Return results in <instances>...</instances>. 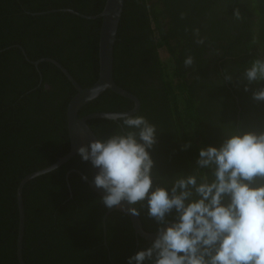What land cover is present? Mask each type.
<instances>
[{
  "label": "trees",
  "instance_id": "trees-1",
  "mask_svg": "<svg viewBox=\"0 0 264 264\" xmlns=\"http://www.w3.org/2000/svg\"><path fill=\"white\" fill-rule=\"evenodd\" d=\"M104 4L0 0V264H19L20 180L69 150L66 108L77 90L51 61L33 62L54 59L81 87L91 86L98 77L101 19L81 15H96ZM160 49L167 50L165 60ZM187 57L193 60L189 66ZM256 60H264V0H124L113 79L138 98L132 116L155 125L156 142L148 149L153 190L165 187L171 195L172 183L182 175L211 182L213 168L197 165L202 148H219L236 133H264V100L253 97L264 80L249 84L244 76ZM133 106L131 99L105 89L78 115ZM88 124L97 139L138 132L118 119L93 117ZM90 172L91 162L75 154L24 184L26 264H128L151 246L154 240L135 235L128 215L119 210L105 215L109 208L87 182ZM198 198L194 194L185 203ZM135 207L146 232L161 226L148 216L146 200ZM176 218L173 209L166 221Z\"/></svg>",
  "mask_w": 264,
  "mask_h": 264
},
{
  "label": "clouds",
  "instance_id": "clouds-1",
  "mask_svg": "<svg viewBox=\"0 0 264 264\" xmlns=\"http://www.w3.org/2000/svg\"><path fill=\"white\" fill-rule=\"evenodd\" d=\"M184 63L191 65L192 57ZM244 76L249 84L264 80V60L254 61ZM253 97L264 100V88ZM104 118L138 129L92 140L77 150L99 169L94 185L105 191L104 205L111 209L126 203L131 206L127 211L139 216L135 205L146 200L148 216L161 225L173 209L177 213L176 221L159 228L151 246L129 257L128 264L146 259L152 264H264V183L254 184L256 178L264 179V133H236L219 148H202L197 165L213 168L214 179L203 177L198 183L196 175H182L172 183L170 195L165 187L153 190L148 149L156 142L155 125L142 115L105 113ZM194 194L199 198L186 204Z\"/></svg>",
  "mask_w": 264,
  "mask_h": 264
},
{
  "label": "water",
  "instance_id": "water-1",
  "mask_svg": "<svg viewBox=\"0 0 264 264\" xmlns=\"http://www.w3.org/2000/svg\"><path fill=\"white\" fill-rule=\"evenodd\" d=\"M124 5V0H105L104 7L101 12L96 15H81L86 18H100L101 26L99 32V71L98 77L96 81L88 87H81L77 81L71 76V74L67 71L65 67H63L60 63L51 58H41L39 60L34 61V64H38L40 61L48 60L54 63L68 78V80L74 85L77 90V93L71 98L68 102L66 108L67 115V128H68V137H69V150L63 156L58 158L55 162L50 164L47 167L40 168L35 170L27 175H25L19 182L16 190L17 195V205L19 211V226H18V235H17V244H16V255L19 264H26L23 256H22V238L24 232V205L22 199V190L24 184L35 178L37 176L46 174L64 163H66L70 158H72L75 154H78L77 150L82 145H88L90 141L97 139L94 132L90 128L88 124V120L93 117H101L104 118V112L100 113H91L84 116H79L78 112L80 108L98 97L105 89H110L113 92L130 98L134 101V106L132 109L124 112H117L112 114H127L131 115L139 109L140 102L138 98L127 90L123 89L119 85H117L113 79V45L116 39V33L119 25V21L121 18V13ZM111 113V112H110ZM75 171L72 169L67 172V176L70 172ZM99 169L95 168L91 164V172L90 179H88V183L90 188L95 191L98 195L103 197L105 195V191L101 188H97L94 185V178L98 173ZM131 207L126 203L122 207H113L107 210V213L112 210H119L126 215L129 216L130 222L132 224V228L136 236H140L146 240H154L158 235V229L161 227H167L169 224L175 222L167 221L165 224L161 225L154 232H146L142 225L139 216L132 215L127 209ZM105 242V241H104Z\"/></svg>",
  "mask_w": 264,
  "mask_h": 264
},
{
  "label": "rangeland",
  "instance_id": "rangeland-1",
  "mask_svg": "<svg viewBox=\"0 0 264 264\" xmlns=\"http://www.w3.org/2000/svg\"><path fill=\"white\" fill-rule=\"evenodd\" d=\"M159 52H160V57H162L163 60L168 58V54H167L165 49H160ZM168 66L171 67V63L170 62H168Z\"/></svg>",
  "mask_w": 264,
  "mask_h": 264
},
{
  "label": "flooded vegetation",
  "instance_id": "flooded-vegetation-1",
  "mask_svg": "<svg viewBox=\"0 0 264 264\" xmlns=\"http://www.w3.org/2000/svg\"><path fill=\"white\" fill-rule=\"evenodd\" d=\"M124 97H125V96H124ZM129 99H130V98H129ZM132 101H133V100H132ZM133 103H134V101H133ZM132 108H133V107H132ZM132 108H131V109H132ZM127 111H128V110H127ZM137 111H138V110H137ZM137 111H136V112H137ZM105 113H107V112H105ZM111 113H117V112H111ZM134 113H135V112H134ZM131 115H132V114H131ZM90 128H91V127H90ZM92 131H93V130H92ZM76 172L81 173V171H79V170H76ZM89 179H90V178H89ZM87 182H88V179H87ZM88 184H89V183H88ZM89 187H90V186H89ZM108 213H109V212H108ZM108 213H107V211H106V212H105V215H107ZM169 221H174V220H169ZM166 222H167V221H166Z\"/></svg>",
  "mask_w": 264,
  "mask_h": 264
}]
</instances>
